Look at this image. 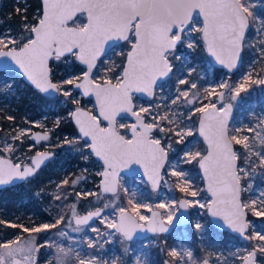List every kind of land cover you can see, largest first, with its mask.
Returning a JSON list of instances; mask_svg holds the SVG:
<instances>
[{
    "label": "snow or ice",
    "instance_id": "snow-or-ice-1",
    "mask_svg": "<svg viewBox=\"0 0 264 264\" xmlns=\"http://www.w3.org/2000/svg\"><path fill=\"white\" fill-rule=\"evenodd\" d=\"M16 12L21 16L17 34L13 35L10 29L0 32V58L10 60L22 77L39 93L58 94L65 98L61 103L76 105L69 112L79 131V136L75 138L79 142L76 150L85 160L95 156L102 162L103 171L98 173L102 178V192L115 194L118 171L132 163L139 164L144 169V175L155 190L164 180L162 169L173 151L172 138H176V144H181L186 137L192 136L193 128L185 126L184 119L191 121L192 114L199 113L198 131L206 149L189 150L184 156L186 163H198L210 199L204 204L199 200L185 198L178 202V207L196 204L207 208L211 216L221 218L232 232L238 233L245 240L259 241L251 251H246L237 259L242 264H257L256 254L259 252L262 258L258 264H264V233L253 230L249 236L246 231L249 227L247 211H251L254 216L264 217V191L259 193V205L257 199L245 202L241 198L242 192L252 188L249 184L246 189L242 180L251 176L257 168L264 175V119L256 125L259 131L253 127L247 129L249 133L255 132V137L251 140L247 135L239 137L230 134L228 127L233 102L242 92L248 91L245 84L251 81L264 85V78L252 80L249 73L243 77L244 83L235 88L227 81L203 88L205 99L216 96L223 102L226 96L230 97L229 102L222 103L220 107L211 100L195 107L199 101L200 89L197 83L187 78H178L177 84L185 87H177L178 94L169 97L170 105L166 104L163 115L159 112L153 114L151 106L137 109L133 104V93H143L154 98L157 81L168 78L173 72L172 59H182L176 54L178 46L184 45L188 49L196 46L195 40L186 42V32L197 33L208 55L228 72H232L241 58L250 22L260 20L264 23V18L254 15L250 0H40L39 9L31 23L28 21L26 7H17ZM194 14L198 15L200 22L195 21ZM110 41L117 44L124 42L130 46L126 53H117L121 57L119 64L108 63L103 59L106 56V46L111 47ZM260 43V51L264 57V39ZM73 60L84 66L80 69L81 75L54 79V68L57 66L54 62L63 61L71 65ZM105 64L108 66L105 67ZM100 72L103 75H97ZM191 74L192 69H189L188 75ZM72 88L82 90L84 96L95 97L92 111L79 107L80 101L74 98ZM217 88L221 91L218 92ZM181 103L187 108L186 117L183 110H172L173 106ZM156 108H160V105L157 104ZM120 113H127L135 118V123L119 124V128H125L131 133L130 137L118 130L117 116ZM146 116L151 117V122H146ZM154 130L163 133L168 143L165 144L162 138L154 136ZM28 131L21 130L13 140L21 139ZM235 131L239 133L241 129L236 128ZM41 139L48 140L49 134L45 133ZM256 139H259V148L255 146ZM73 142L65 141L69 145ZM234 144L241 145L244 151H235ZM31 147L30 145L29 148ZM14 151L11 144L0 148V185H9L15 180L31 183L42 164L54 156L52 153L37 152L31 159V165L3 158L4 153L11 154ZM171 176L177 178L176 187L181 193L193 198L200 195V190L192 189L191 182L183 171L173 167ZM67 182L65 180L63 183ZM80 195L82 194L77 193V196ZM56 199L59 200L60 197L56 196ZM128 203L133 205L139 221L150 220L147 231H168L160 213L153 212L149 218L139 213L141 205L133 204V199H129ZM71 207L77 226L72 229L74 232H80V226L88 225L94 217L103 216V210L99 208L80 216L76 212L78 206L73 204ZM158 207L169 209L166 220L171 224L175 213L169 205L162 203ZM119 213L116 220L108 222L107 217L103 216L101 222L127 240L133 238L136 229L145 230L144 225L126 214L127 209L121 207ZM64 221L65 217L59 216L54 223L45 222L32 227L4 220H0V224L20 228L25 233L39 234L57 229ZM68 223L70 226L71 221ZM194 228L200 232L203 225L196 222ZM92 230L100 235L98 229ZM56 234L62 239L68 237L64 230L57 229ZM36 241L37 236L29 239L16 236L13 240L0 241V264H38L41 247H55V264H71L73 259L76 264H101L94 254H85V258L71 246L53 244L48 239L37 246ZM86 242L89 248L96 247L91 239ZM46 255L50 257L47 264H53V253L48 251ZM168 255L174 258L173 264H197L190 250L180 253L173 248ZM113 264L116 262L113 261ZM137 264L140 262L137 261ZM165 264L168 262L165 261ZM199 264H210V260L205 258Z\"/></svg>",
    "mask_w": 264,
    "mask_h": 264
},
{
    "label": "rangeland",
    "instance_id": "rangeland-1",
    "mask_svg": "<svg viewBox=\"0 0 264 264\" xmlns=\"http://www.w3.org/2000/svg\"><path fill=\"white\" fill-rule=\"evenodd\" d=\"M252 4V11L256 17L264 18V0H250ZM196 22H200V18L196 16ZM264 23L260 20H254L250 22V29L245 38L243 49V62L240 68L232 73L219 68L216 70L209 57L206 54L204 46L199 39L197 33H185V39L195 40L196 46L192 49H188L186 46H178L177 55L182 59L177 61L172 59L173 74L165 82L156 87L155 96L153 99L146 101L134 96L135 106L150 107L153 114L157 112L160 115L164 114L166 110V104L170 105L169 97H175L177 87L184 88L183 85H178V78H187L192 82L197 83L200 89L199 101L195 107H200L203 103L211 102L217 103V106H222V103L229 102L230 97L226 96L222 103L218 102V97L213 96L208 99L204 98L203 88L212 87L218 85L223 81H227L233 88L238 84L244 83L243 77L251 74L252 80L264 78V57H262L260 48V41L264 39ZM9 29L2 26L0 20V32H7ZM13 35L17 34L15 31H11ZM130 46L121 43L115 46L109 54L104 57L108 63L115 62L119 64L121 57L117 54L121 51L125 53ZM204 51L207 58L202 57L201 52ZM196 56V57H194ZM74 61V60H73ZM76 62V61H75ZM66 66V69L61 66L57 67L58 79L63 77L64 79L79 76V73H72L71 65L65 62H59ZM105 67L108 64L104 65ZM68 68V69H67ZM189 69H192V74L189 76ZM236 73L235 76H232ZM97 75H103L102 72ZM20 77L13 73L6 76L5 79L0 80V108H7L10 104V99L13 97L18 87L16 84H20ZM10 86V87H9ZM70 87V86H68ZM248 88L247 92H242L235 102L233 107L235 115L232 122L229 125L230 134L243 137L245 135L250 137V140L255 137V132L249 133L247 129L249 127L256 128V125L261 119H264V85L249 83L245 84ZM217 91H221L217 88ZM73 96L76 100L80 101L79 107L92 111L94 109L91 101L83 98L82 95L72 88ZM65 98L58 96L52 98L51 102L45 107L46 113L36 116V118L30 119L25 115L18 121L13 123L12 119H9L11 127L5 129L0 136V148L5 144L13 145L15 151L11 154L4 153V157L12 159L16 163L27 164L30 161L31 156L41 150H49L54 152V157L51 160L53 164L54 160L58 158L61 153L64 156H71L69 158H77L76 163L71 165L73 169L67 170L66 168L60 169L57 175L61 178H55L49 167H46L45 172L40 171L32 180L31 183H24L19 186H15L8 190H0V220L16 222L28 227H32L34 224L39 225L45 222L54 223L55 219L59 216H64L65 221L62 225H58L57 229L64 230L68 233V237L60 238L56 233L57 229H50L46 232L39 234L25 233L20 228H10L6 225L0 224V241H8L15 239L16 236H21L22 239H29L31 236H37V246L44 243L45 239L50 240L53 244H62L65 247L71 246L80 251L82 256L95 255L99 259L101 264H165L168 261L167 257L170 249H176L178 252L183 253L185 250L192 251L194 257L197 260V264L205 258L210 260V264H241L242 262L237 259L238 256H242L246 251H250L254 245L260 243L254 240H242L238 236L228 234L227 239L221 231L214 227L210 217L207 213V208H201L196 204H193L190 208L191 221L188 224L182 226H176L167 235L154 234L145 239L136 240L133 242H127L124 238L113 229L107 227L106 223H102L103 216L107 217L108 222L116 220L119 208H125L136 216L133 205L129 204V199H133V204L141 205L139 207V213L146 217H149V213L152 209H158L161 212L164 222L167 223L166 217L169 215L168 208H159V204H167L171 208L173 213L178 209L177 203L180 198H187L189 200H199L201 203L207 204L210 197L207 195L204 189V182L199 173L197 162L186 163V157L184 153L186 151H204L206 149L200 136L197 133V123L199 119V113L192 114V120L188 121L184 119V124L187 127H192L194 134L185 138V141L181 144L175 143V137L172 138L171 143L173 145V151L169 154V160L166 162L162 175L164 180L159 184L157 190H152L150 185L142 177H126L121 176L118 184V191L114 195H102L99 189L100 176L99 172L102 171L101 164L95 160L93 156L85 160L82 155L77 152L78 141L75 140L79 135L75 133H63L61 136L56 135L55 131L59 124L63 121L70 119L69 112L74 110L76 105L68 103H61ZM183 99V98H182ZM85 100V101H84ZM159 104L160 108H156ZM48 108L53 112H59L61 108L64 109L61 114L51 113ZM177 108L183 110L185 117L188 114L187 108L183 103L178 106H173L172 110L176 111ZM146 122H151V117H145ZM130 124L129 120L121 119L117 123L118 130L121 134L129 136L128 130L125 128H119V124ZM236 128H240L241 131L237 133ZM29 130L27 134H23L21 139L13 140L14 136L21 133V130ZM39 130L51 131L53 137L45 144H34L30 141V135L32 132ZM256 131H259L256 128ZM156 137L162 138V142L167 144L168 140L164 137L163 133L158 131L153 132ZM130 137V136H129ZM66 140H73V144L69 145L65 143ZM32 146L31 149L29 146ZM235 145V144H234ZM236 151L242 153L244 150L241 145H235ZM256 148L260 147L259 139L255 140ZM255 159V157H253ZM49 163V164H50ZM175 167L178 170L183 171L186 174V178L191 182V187L194 190H200V195L193 198L186 193H181L176 187L177 178L171 176V170ZM74 171V172H72ZM261 169L257 168L255 172H252L251 176L242 180V184L247 189L251 184L252 188L242 192V200L247 202L251 199H257L259 205V193L264 191V175L261 174ZM45 173V174H44ZM50 175V179L42 186L38 185V181L41 178H45ZM65 180L69 181V185L75 187V194L72 196L73 189H68L65 192L61 191L66 184ZM75 182V183H74ZM68 185V186H69ZM77 193L82 195L77 196ZM92 193V195H88ZM56 196L60 199L57 200ZM71 197L74 199L72 200ZM18 198L19 200H15ZM176 203H173V202ZM75 204L78 207L76 212L78 215L83 213L94 211L96 209L103 210V216L99 217L96 221L86 226H80V232L72 231L77 227L72 223V205ZM107 205V207H105ZM147 205L148 207H144ZM249 227L247 235L251 236L253 230L264 233V217L254 216L251 211H247ZM138 221L139 217L136 216ZM174 217V216H173ZM69 221L71 225L69 226ZM146 221H139L144 224ZM199 222L203 225L202 231L198 232L194 228V224ZM92 228L98 229L100 235L94 232ZM195 236V237H193ZM91 239L96 243V247L89 248L87 240ZM225 239V240H224ZM214 240L216 243H214ZM226 242H224V241ZM169 242V249H165V245ZM201 248L202 257H198L195 254V248ZM127 249V250H126ZM48 251L53 253V264L55 247L52 248H40V259L38 264H47L50 257L46 255ZM85 258H87L85 256ZM262 258V254L257 252V261ZM187 260V257H184ZM174 258L172 257L170 264H173ZM71 264H76L73 259Z\"/></svg>",
    "mask_w": 264,
    "mask_h": 264
},
{
    "label": "trees",
    "instance_id": "trees-1",
    "mask_svg": "<svg viewBox=\"0 0 264 264\" xmlns=\"http://www.w3.org/2000/svg\"><path fill=\"white\" fill-rule=\"evenodd\" d=\"M40 5V0H0V20L2 22V26L6 27L7 29H10L11 31L18 32L19 23L21 21V16L17 15L16 9L17 7L23 9L27 8V16L29 23L33 22V17L35 13L38 11ZM202 57L207 58L204 51L201 52ZM196 57V56H194ZM56 63L57 67L63 66L66 69L65 65L60 64L59 62ZM83 68L80 66L77 62L73 61L71 64L72 73L76 74L80 72V69ZM68 69V68H67ZM216 70H219V68L215 67ZM55 77L54 79H58V74L56 67L54 68ZM11 75L12 72H0V80L5 79L6 76ZM236 73H234L232 76H235ZM20 83L22 85V89H20V84H16L15 87H18L17 91H15L13 97L10 99V104L7 106V108H0V136H2V132L5 129H9L11 127L10 122L13 121V123H18L22 117L25 115H28L27 117L30 119L36 118V116H40L43 113H46L45 107L48 103L51 102L52 98L45 97L41 95L39 92H37L35 89H33L30 85L25 83L23 80H20ZM48 111L51 113H56L51 111V109L48 108ZM62 111H64L63 108L57 113L61 114ZM9 117H13L11 121H9ZM76 129L75 126L72 124V122L67 120L66 122L63 121L61 124L58 125L56 128L55 134L61 136L63 133H75ZM71 156H64L63 154H59L58 158L54 160L53 164H48L46 167H49L51 172L55 174V178H61L60 175H57L60 169L66 168L67 170L73 169L71 165L76 163L77 158H69ZM46 167L41 170L42 174L45 172ZM74 172V171H72ZM45 174V173H44ZM36 176V175H35ZM50 175L46 176L45 178H41L40 181H38V185H44L49 179ZM69 181L66 183V185L61 188L62 192L67 191L68 189H73L72 196L75 194V187L73 185L68 184ZM22 185V184H21ZM69 185V186H68ZM18 186V185H17ZM12 188V187H11ZM11 188H4L1 190H8L10 191ZM15 200H19L18 198H14ZM73 200L74 198L71 197ZM223 236H225L227 239H229V234L222 232ZM195 237V236H193ZM225 240V239H224ZM223 240V241H224ZM214 243H216L214 240H212ZM226 242V241H224ZM170 244L167 242L165 245V249H169ZM195 254L198 257H202V251L201 248H195ZM168 261L170 262L172 257H167Z\"/></svg>",
    "mask_w": 264,
    "mask_h": 264
},
{
    "label": "water",
    "instance_id": "water-1",
    "mask_svg": "<svg viewBox=\"0 0 264 264\" xmlns=\"http://www.w3.org/2000/svg\"><path fill=\"white\" fill-rule=\"evenodd\" d=\"M196 16H198V15L194 14V18H195ZM249 29H250V27H249ZM249 29H248L247 32H246V36H247V34H248ZM246 36H245V38H246ZM121 43H123V42H119V43L117 44V42L110 41V42H109V45H111V47H107V46H106V56L109 54V52H110L115 46H117V45H119V44H121ZM206 54H207V56L209 57V59L211 60V62H212V64H213L214 66H216L217 68H221L222 70L226 71L227 73H232V72H234L235 70H237L238 68H240V66L242 65V62H243V52H242L241 58H240V59L238 60V62H237V66L232 70V72H228V70H227L226 68H224L223 66L217 64L216 61H215V59L212 58V57H210V56L208 55L207 52H206ZM77 63L79 64V62H77ZM79 65H80V64H79ZM80 66L84 67L83 65H80ZM0 72H13V73L17 74V75L20 77L21 80H23L25 83H27L28 85H30V83L27 82L26 79L22 77V74L19 73V71H18V69L16 68V66H15L14 64H12V62H11L10 60H8L7 58H0ZM172 74H173V72L170 74V76H169L168 78H165V79H163V80H158V81H157V85H156V87H157L158 85H160L161 83L165 82L166 80H168V79L172 76ZM30 86H31V85H30ZM31 87H32L33 89H35L33 86H31ZM156 87H155V88H156ZM74 89H75V88H74ZM35 90H36V89H35ZM75 90H77V91H78L83 97L90 98V99L93 101V104H95V97H93V96H84L83 93H82V90H79V89H75ZM36 91H38V90H36ZM154 92H155V89H154ZM40 94H41V93H40ZM41 95H43V96H45V97H48V98H53V97L56 96V94H53V93L41 94ZM133 95H136L138 98H141V99H143V100H150V99H152V98H149L148 96H146V95L143 94V93H133ZM218 102H219V103H222V102L219 100V98H218ZM225 103H227V102H225ZM133 104H134V100H133ZM134 105H135V104H134ZM81 108H82V107H81ZM82 109H84V108H82ZM84 110H85V111H89V110H87V109H84ZM233 114H234V111H233V109H232V112H231V114H230V116H229V119H228V126H229V124H230V122H231V120H232V118H233ZM199 116H200V114H199ZM122 118L128 119V120L132 121V123H135V118H134L133 116H131L130 114H127V113H120V114L117 116V120H118V119H122ZM71 121H72V123L75 125V127H76V132H77V134L79 135L78 127L76 126L75 121H74L73 119H71ZM105 124H106V122H105ZM198 128H199V119H198V124H197V133H198V135H199ZM45 133H46V132H42V131H34V132H32L31 135H30V140H31L32 142H34V143H38V142H41V141H45V140H42V139H41V136L44 135ZM129 135H131L130 132H129ZM199 136H200V135H199ZM200 138H201V140H202V142H203V144H204L203 138H202L201 136H200ZM204 145H205V144H204ZM205 147H206V145H205ZM233 147H234V145H233ZM234 150H235V148H234ZM42 152H43V153H46V154H48V153H52V152H48V151H42ZM52 154H53V153H52ZM35 156H36V153H34V154L31 156V159L34 158ZM93 157H94L95 160L98 161V162L101 164V166L103 167L102 162L99 161L98 158H96L95 156H93ZM3 158H8V157H4V156H3ZM8 159H10V158H8ZM31 159H30V163H28L27 165H31ZM50 159H51V158H49L48 160H46L45 163L42 164L41 168H43L45 165H47L48 162L50 161ZM11 160H12V159H11ZM12 161H13V160H12ZM13 162H14V161H13ZM14 163H15V162H14ZM197 166H198V169H199V173H200V175H201V177H202V179H203V172H202V170L199 168L198 163H197ZM41 168H40V169H41ZM102 171H103V170H102ZM162 172H163V169H162ZM121 176H126V177H142V178H143V179H144V180H145V181L151 186V189L153 190L152 185H151V182L148 180L147 176L144 175V169H143L139 164L132 163V164H129L128 166H126V167H122V168L118 171V184H119V179H120ZM101 180H102V178L100 177L99 189H100L101 194H102V195H114L113 193H104V192H102V190H101ZM203 182H204V179H203ZM23 183H25V182H21V181H19V180H15L13 183H10L9 185H0V190H1V189H4V188H10V187H13V186H17V185H20V184H23ZM159 184H160V183H159ZM158 187H159V185H158ZM158 187H157L155 190H157ZM204 189H205V191H206V185H205V183H204ZM117 191H118V187H117ZM117 191H116V193H117ZM116 193H115V194H116ZM206 193H207V192H206ZM207 195L209 196L208 193H207ZM209 197H210V196H209ZM182 199H185V198H180L179 201L182 200ZM179 201H178V202H179ZM177 207H178V203H177ZM100 209H101V208H100ZM94 211H96V210H94ZM153 212H156V213H160V214H161L160 210H158V209H152V210L150 211V213H149V218L152 217ZM87 213H88V212L83 213V214L80 215V216H84V215H86ZM207 213H208V211H207ZM126 214L129 215V216H132L134 219H136V220L138 221L137 217L134 216L130 211H127ZM119 215H120V213L117 214L116 219L119 217ZM208 215H209L210 220H211V222H212V224L214 225L215 228H217V229H219V230H222V231H226V232H228V233H230V234H232V235H234V236H238V237H240L241 239H244V238L241 237L238 233H234V232H232L230 229H228V228L226 227V225L224 224V222H223V220H222L221 218H219V217H213V216H211L209 213H208ZM247 217H248V214H247V216H246V219H247ZM97 219H98V218H95V217H94L93 220L89 221V224H91L92 222L96 221ZM162 219H163V218H162ZM190 221H191V215H190V212H189V207H188V206H185L184 208H179V207H178V209H177V211L175 212V215H174V217H173V222H172L171 224H168V223L164 222V220H163L164 226L168 228V231H167V232H164V233H160V232L153 233V232H149V231H147V226H148V224L150 223V220H149V221H146L144 224H142V225H144V229H145V230L141 231L140 229H136V230L133 232V238H132L131 240H127V239H125L120 233H118V232H117V233L120 234V235L124 238L125 241H127V242H133V241H136V240H142V239H145V238H147L148 236H150V235H154V234H163V235H167V234H169V233L172 231V229H173L175 226H182V225L188 224ZM138 222H139V221H138ZM72 223H73V225L76 226V224H75V219H74V218H72ZM89 224H88V225H89ZM140 224H141V223H140ZM81 226H86V225H81ZM113 230H114V229H113ZM247 230H248V229H247ZM247 230H246V231H247ZM114 231H115V230H114ZM167 262H168V261H167ZM168 264H170V262H168ZM241 264H242V263H241ZM257 264H258V263H257Z\"/></svg>",
    "mask_w": 264,
    "mask_h": 264
},
{
    "label": "flooded vegetation",
    "instance_id": "flooded-vegetation-1",
    "mask_svg": "<svg viewBox=\"0 0 264 264\" xmlns=\"http://www.w3.org/2000/svg\"><path fill=\"white\" fill-rule=\"evenodd\" d=\"M106 57V56H105ZM239 69V68H238ZM237 69V70H238ZM236 71V70H235ZM167 81V80H166ZM155 90H156V88H155ZM38 92V91H37ZM134 96H136V95H133V100H134ZM83 97V96H82ZM137 97V96H136ZM83 98H86V97H83ZM141 99V98H140ZM153 99V98H152ZM86 100H88V101H91L92 103H93V101L90 99V98H86ZM143 100V99H142ZM151 100V99H150ZM85 101V100H84ZM146 101H149V100H146ZM134 104H135V102H134ZM93 106H94V104H93ZM85 109V108H84ZM88 110V109H87ZM90 111V110H89ZM233 111H234V114H233V118H234V115H235V110H234V107H233ZM233 118H232V120H233ZM122 119H125V118H122ZM121 119H118L117 120V123L120 121ZM126 120H128V119H126ZM232 120H231V122H232ZM70 121H71V117H70ZM130 121V120H129ZM72 122V121H71ZM230 122V123H231ZM132 123V121H130V124ZM73 124V123H72ZM198 124V123H197ZM74 125V124H73ZM230 125V124H229ZM75 126V125H74ZM229 127V126H228ZM75 129H76V127H75ZM36 131H42V132H46V133H48L49 134V139L48 140H45V141H41V142H38V143H34V144H39V145H41V144H45V143H47L52 137H53V134H52V132L50 131H45V130H39V129H37ZM77 133V132H76ZM128 133H129V131H128ZM130 136V135H129ZM31 141V140H30ZM32 142V141H31ZM234 148H235V151H236V146L234 145ZM42 151H48V152H52L53 154H54V152L53 151H49V150H41V151H39V152H42ZM37 153V152H36ZM55 155V154H54ZM54 156H52L51 157V159H50V161L48 162V164L51 162V160H52V158H53ZM31 159V158H30ZM16 163V162H15ZM28 163H30V161L28 162ZM27 163V164H28ZM47 164V165H48ZM47 165H45L43 168H45ZM43 168H41V169H39L38 170V172L36 173V175L43 169ZM102 170H103V167H102ZM24 184V183H23ZM19 186V185H18ZM13 187H15V186H13ZM12 187V188H13ZM151 187V186H150ZM11 188V187H10ZM241 198H242V194H241ZM177 211V210H176ZM189 212H190V208H189ZM248 214V213H247ZM191 215V214H190ZM249 215V218H250V214H248ZM247 220H248V217H247ZM176 227V226H175ZM174 229V228H173ZM172 229V230H173ZM222 231V230H221ZM172 232V231H171ZM225 233H227L226 231H224ZM230 234V233H229ZM240 238V237H239ZM241 239V238H240ZM242 240H245V239H242ZM252 250V249H251ZM250 250V251H251ZM256 257H257V254H256ZM169 262V261H168ZM257 263H258V261H257Z\"/></svg>",
    "mask_w": 264,
    "mask_h": 264
}]
</instances>
